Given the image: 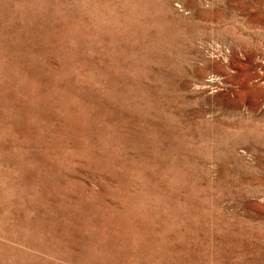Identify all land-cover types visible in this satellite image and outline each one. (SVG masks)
Returning <instances> with one entry per match:
<instances>
[{"label":"rangeland","instance_id":"rangeland-1","mask_svg":"<svg viewBox=\"0 0 264 264\" xmlns=\"http://www.w3.org/2000/svg\"><path fill=\"white\" fill-rule=\"evenodd\" d=\"M0 264H264V0H0Z\"/></svg>","mask_w":264,"mask_h":264}]
</instances>
